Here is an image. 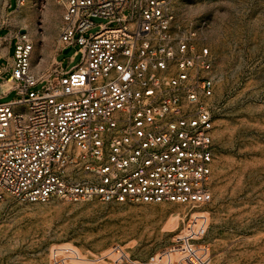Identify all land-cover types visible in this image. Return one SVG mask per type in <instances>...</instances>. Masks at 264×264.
I'll return each mask as SVG.
<instances>
[{
	"label": "built area",
	"instance_id": "2783aa9c",
	"mask_svg": "<svg viewBox=\"0 0 264 264\" xmlns=\"http://www.w3.org/2000/svg\"><path fill=\"white\" fill-rule=\"evenodd\" d=\"M56 2L58 53L77 45L82 57L37 75L33 44L18 32L0 66L16 94L0 103V200L185 208L182 228L144 261L119 244L88 258L57 245L48 264H210L216 85L205 24L178 25L174 0ZM92 18L106 22L85 37Z\"/></svg>",
	"mask_w": 264,
	"mask_h": 264
},
{
	"label": "rangeland",
	"instance_id": "374dc122",
	"mask_svg": "<svg viewBox=\"0 0 264 264\" xmlns=\"http://www.w3.org/2000/svg\"><path fill=\"white\" fill-rule=\"evenodd\" d=\"M14 1V0H12ZM31 67L41 75L54 61L78 64L82 49L58 53L62 8L56 0H31ZM176 23L205 24L215 78V143L211 176V224L205 237L210 264H264V0H174ZM94 34L105 20L92 18ZM3 32H0L2 35ZM15 43L10 46L14 54ZM0 66L7 67L0 58ZM0 78V103L16 99L14 83ZM42 81L36 89L47 85ZM185 208L173 204H106L98 200L46 204L0 200V264H48L57 245L97 257L114 244L144 261L166 246L183 226Z\"/></svg>",
	"mask_w": 264,
	"mask_h": 264
},
{
	"label": "crops",
	"instance_id": "0c3cea01",
	"mask_svg": "<svg viewBox=\"0 0 264 264\" xmlns=\"http://www.w3.org/2000/svg\"><path fill=\"white\" fill-rule=\"evenodd\" d=\"M18 2L19 0H0V32H3L0 35V58L6 60L8 65L11 64L13 57L10 56V46L14 43L16 44L18 32L24 30V33L31 43L36 40L33 31L28 28L29 14H26L25 11L20 9L23 4L19 5ZM24 2L27 3V6L31 3V0H24ZM57 55L53 59L56 60Z\"/></svg>",
	"mask_w": 264,
	"mask_h": 264
},
{
	"label": "water",
	"instance_id": "95a60500",
	"mask_svg": "<svg viewBox=\"0 0 264 264\" xmlns=\"http://www.w3.org/2000/svg\"><path fill=\"white\" fill-rule=\"evenodd\" d=\"M21 33H24V30L21 31ZM70 51V48H66L62 51L63 54H67Z\"/></svg>",
	"mask_w": 264,
	"mask_h": 264
}]
</instances>
